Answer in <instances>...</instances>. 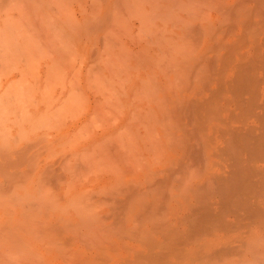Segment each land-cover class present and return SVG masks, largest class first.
Instances as JSON below:
<instances>
[{"label":"bare ground","instance_id":"obj_1","mask_svg":"<svg viewBox=\"0 0 264 264\" xmlns=\"http://www.w3.org/2000/svg\"><path fill=\"white\" fill-rule=\"evenodd\" d=\"M37 2H45L50 17L49 13L40 15L45 9L38 8ZM16 7L30 15L31 25L33 13L47 18L55 38L50 36L52 30L38 29L39 35L50 31L51 38L47 37L53 41L47 38V46L54 41L67 45L66 51L50 52L52 57L49 50L45 51L48 56L43 53L51 57L52 64H59L58 69L51 64L52 70L46 61L45 80L51 71L54 76L60 70L61 75L63 67L74 64L75 57L69 56L73 47L82 60L77 58V65L89 64L83 72L89 78L88 87H96L97 81L98 88L105 79L113 85V78L118 79L108 91H102L101 84L99 89L88 88L84 82V91L91 89L94 96L99 90L102 93L89 104L85 102L87 91L83 97L75 89L79 88L75 87L76 66L72 71L75 88L66 87L70 93L68 97L65 91L58 101L62 107L53 104L57 110L51 106L52 113H47L55 115L53 112L64 108L59 117L52 116L58 120L54 121L57 127L65 122L67 112H78L79 106L73 111L72 105L83 100L85 114L92 119L84 122L97 129H83L82 121L70 139L69 131L77 125L68 121V131L62 130V124V131H50L52 137L49 132L44 134L47 139L42 134L44 140L38 136L36 142L34 138L23 142L11 134L12 143L7 145L10 139L5 146V128L0 131L6 138L0 135L4 140L0 143L4 146L0 148V264H264V0H0L3 25L5 19H10L9 25L19 22L12 18ZM3 28L2 37L8 31ZM63 55L71 58L68 61ZM92 58L94 61L87 62ZM55 79L57 84L52 79L45 85L51 83L52 91L53 86L60 84L61 88L65 78ZM15 92L2 95L0 91L1 99L5 101L6 93ZM25 92L23 98L16 93L18 100L30 96V101L37 95ZM27 93L30 95L24 97ZM41 93L44 99L47 88ZM8 97L7 102L15 99ZM42 97L38 96L39 104ZM50 97L44 100L51 105ZM82 97L85 99L80 100ZM62 99L69 100L67 106L61 104ZM20 101L10 103V110ZM34 101L29 102H33L32 108L39 105ZM5 102L0 104L3 112ZM21 103L13 106L16 113L4 114L23 119L17 115L21 107L23 113L31 110ZM101 110H107V116ZM40 116L36 117L39 121L44 119ZM94 116L102 121L97 123L99 128L92 122ZM52 118L42 124L52 123ZM5 122L0 126L5 127ZM50 123L48 129L53 130ZM21 125L17 134L23 133ZM35 127L30 133L46 128ZM75 135L82 137H78L80 141ZM11 184L23 196H31V201L24 202L20 195L19 203H11L14 191L10 190L15 188Z\"/></svg>","mask_w":264,"mask_h":264},{"label":"rangeland","instance_id":"obj_2","mask_svg":"<svg viewBox=\"0 0 264 264\" xmlns=\"http://www.w3.org/2000/svg\"><path fill=\"white\" fill-rule=\"evenodd\" d=\"M37 3H38V2H37ZM43 3H45V2H40V3H38L39 6H38L37 4H35V5H37L38 8L40 7V5H42V6L40 7V9L42 8L43 10L45 9V11H46V13H45V11H44V14L41 13L40 15H44V16H45V14H46L45 17H47V13H49L48 15H49V17H50V15H51V11H48V12H47V5H45V4H43ZM37 6H36V8H37ZM45 6H46V7H45ZM13 11H14V12H13V15H15V14H16V15H15L14 17H12V18L16 19V20L19 21V22H15V23L13 22V23H12L13 25H11V24L9 25V21H10V19H8V21H7L8 24H6V25H8L9 27L5 25V23H7V22H5L6 19L4 20V25H3V23H2V22H3L2 20H3V18H5V16H4V15H1V16H0V19H1L0 21H2V22H0V23H1L0 26L3 25V26L0 28V30L4 29L3 27L5 26V28L7 27L6 30H8L9 33H10V32L12 33V34L10 33V34L12 35V36H10V35H8V31H6V32H7V35H8V37H7L8 39L4 37V36H7V35H5V33H4L5 31H3V37H4V39H3V37L1 36L2 34H0V36H1L0 38H2V39L4 40V41H3V40L1 39V40H2V43H1V40H0V44H4V42H5V45H6V43H8V44H7L8 46L0 45V52H2V55H1V53H0V55H1L0 63H2V65L0 64V91L2 92V93H1L2 95H3L5 92H9V91H10V92H12V91L15 92L14 90H16V91H18V92H15V94H13V93H9V94L6 93V95H5V97L7 96V97L5 98V101H6V102L2 100V99H4V98L1 99V97H4V96H2V95L0 94V95H1V96H0V99L2 100V101H0V104H1V103L4 104L3 102H5V104H6V106H7V107H6L7 110L5 109L6 112H3V109H2L3 107H1V105H0V112H1V113H0V117L2 116V118L0 119V121L4 119L3 122H5V121L8 122V124H7L6 122L4 123V124H6L5 127L3 126V124H2L3 127L0 126V131L3 130V129L5 128V130L3 131V133H6L5 137L8 138V139H6V138L4 137V135L2 136L3 133L0 134V135L2 136V137L0 136L1 138H3V139L5 138V139H6L5 141L2 140V141H4V143H3V142L1 141V139H0V143L2 142L3 145H4L6 142H8V141L11 139V140H10L11 142L9 141L10 143H8L7 145L11 144V143H12V137H13L14 135H15L14 137H17V138L19 137V138H21V140H22L23 142L26 141V140H25L26 138H27V139L29 138L28 140H33L32 138H34V141H35V140H36L35 138H37L38 136H40V135H42V134H43L44 137H46L45 139H47V138H49V137H52V135H54V134H51L50 131H51L52 133H55V132H56V133H57V132L59 133V131H62V130L65 131V130H67V129H66V128H67V127H66V126H67V123H66V122H68V121H69V122H68L69 124H71V123H70L71 121H72V122L74 121V123L76 122L75 124L77 125V127L74 128V131L72 130L73 128H71L70 126H68V127L71 128V129H70V131H69L70 133L68 132L69 134H68V133H67V134H68V136L70 137V139H72V136L74 135V133L78 132V131H77L78 129L80 130L79 127L82 126L80 123H83L84 121H85V122L88 121V122H86V123H89V119L92 120L91 117L89 118V115H90V114H89V115H88V114H85V113H86V105H87V103H89V104L92 103V104H93V99H94V97L98 98V97L100 96V94L102 95V93H101L100 90H99V91L96 90V91L99 92V94H97V92L95 93V94H97L98 96H97V95L94 96V94H91V93H92V91H90L91 89L88 90V88H90L91 86L88 87V85H89L90 83H89V82H88L89 84L87 83V81H88L87 79H89V78H87L88 76L85 77V76H84V73H86V71L88 70V68H89V64H88V67H86V66H87V65H86L87 63L84 64L83 62L81 63L80 66L77 65L78 61L81 60V58H80L81 56L77 55V53L75 54L76 51H75V49H74L73 46H72L73 48L71 47L72 49H70V48L68 47V48L70 49V51H71V53L69 52L70 54H69V53H68V54H69V56H70V55L72 56V59H73V57H75V58H74L75 61L72 60V61L74 62V64H73V63H71V64L68 63L69 66H68V64H65V62H64V64H65L66 66H68L67 68H69V67H70V68L67 69V68L65 67V69H63V68H64V67H63V68L61 69V70L64 72V73H63V72L61 71V75H63L62 77L65 78L64 81L62 80V82H64L63 85H65V86L62 85V87H64V88L61 87V88H62V90H61V88H60V84H59V83H58L59 86H58V85H57V86H53V87H55L54 91H52L53 88H52V89L50 88L51 83H50V85H48L49 87H46V86H47V83H46V82H48L47 80H50V81L52 82V79H53V81L56 82L57 80H56L55 78H57V77H60L61 79H63V78L61 77V75L58 74V72H59L60 70H59L58 72L56 71L57 73H56L54 76L52 75V74H54V73H52V71H51V74H49V75L47 76V80H45V77H46V76H44L45 74L43 75L42 73H44V71H45V70H44V69L46 68L45 65H47V64H46V61H50V65L53 63V62L51 63V60H50V58L52 57V54H51L52 52H53V53H54L55 51L57 52V49H58V48H60V49H62V50H64V51H66L67 48L65 49V46H67V45L65 44V42H66L67 40H66V41L63 40V41H65V42H64L65 45L61 44L62 42H60L61 46H64V48H62V47L58 44L57 41H54V43H53L54 46H53L52 43H51V46H47L46 43H48V42H47L48 39L51 38L52 36H53L52 38H55V37H54L53 29L50 27L51 25H50V24L47 25V20H46L47 18H46V19H43L44 16H42V17L39 16V17H41L42 19L40 18V19L38 20L39 17L36 16L35 13H33L32 16H33V19H34V24L31 25L32 19H30V17H29L30 15H29V14H28V15H29L28 17H27V15H26V13H24V15H23V11H22V9L19 8V7H16ZM16 11H18L19 13L16 12ZM14 13H15V14H14ZM19 15H20V16H19ZM16 16L20 17V20H21V19H22V20L24 19L25 22L22 21V20H21V22H20L19 18L16 17ZM24 17H25V18H24ZM45 17H44V18H45ZM12 18H11V19H12ZM28 19H29V22H28ZM30 20H31V22H30ZM40 21H42L43 23H42V22L40 23ZM45 21H46V25H47L49 28L45 25ZM48 21H49V20H48ZM22 22H23V23H22ZM10 23H11V22H10ZM18 23H22V24H21L22 27H21L20 25H18ZM32 23H33V22H32ZM14 24H15V25H14ZM16 24H17V25H16ZM26 24H27L28 27H26ZM35 24H36V25H35ZM41 24H42V25H41ZM30 25H31L32 27H33V25H34V28H32ZM44 25H45L46 27H44ZM35 26H37V27H35ZM8 28H9L10 30H9ZM11 28H12V29H11ZM13 28L16 29V31H15ZM18 28H21V29H20L21 33H20V31L18 30ZM31 28L34 29L35 31L37 30V31H36L37 33H36L34 30H32ZM35 28H36V29H35ZM39 28H40V29H41V28H42V29H43V28H45V29L47 28V30H52L51 33H50V31H48V32L51 34V35H50L51 37L48 36L49 34H48L47 31H46V32H47L48 35H47L46 33H44V31H42V34L39 35V34H40V33L38 32V31L40 30ZM22 29H23V30L25 29V30L22 31ZM38 29H39V30H38ZM43 30H44V29H43ZM12 31H13V32H12ZM32 31H33V32H32ZM14 32H16V34H15ZM17 32L20 33V34H17ZM26 32H27V33H26ZM52 32H53V33H52ZM1 33H2V31H1ZM23 33H24V34H23ZM34 33H35V34H34ZM22 34H23V35H22ZM31 34H32L33 36H32ZM52 34H53V35H52ZM19 35H21L22 37L19 36ZM28 35H29V36H28ZM34 35H35V38H34ZM43 35H46V36H44V37H46V38H44ZM14 36H15V37H14ZM16 36H17V37H16ZM23 36H24V38H23ZM25 36H26V38H27L28 41L25 40ZM41 36H42V37H41ZM47 36H48L49 38H48ZM13 37H14V38H13ZM20 37H21V38H20ZM22 38H23L24 40H23ZM43 38H44L45 40H44ZM47 38H48V39H47ZM21 39L24 41V43L26 42V44H23V41H22V43L20 44ZM41 39H42L43 41H42ZM46 39H47V40H46ZM5 40H6V41H5ZM10 40H11V41H10ZM31 40H32V42L35 43V45H32V44H34V43H32V42L30 43ZM35 40H36L37 42H36ZM40 40H41V41H40ZM38 41H39V42H38ZM49 41H50V39H49ZM51 41H53V39H51ZM51 41H50V42H51ZM10 42H11V44H12V43H14V44L11 45ZM16 42H17V43H16ZM67 42H68V41H67ZM67 42H66V43H67ZM15 43H16V44H15ZM18 43H19V44H18ZM37 43H38V44H37ZM56 43L58 44V46H57ZM44 44H45V45H44ZM55 44H56V45H55ZM67 44H70V43H67ZM71 44L73 45L72 41H71ZM71 44H70V45H71ZM20 45H22V46L24 45V47H26V46L28 45V46L26 47L28 50H26V48H24V47H21ZM29 45H31V46L29 47ZM40 45H42V46L44 45V47H46V49H43L44 47H42V46H41V47H42V48H41ZM50 47H51V48H50ZM54 47H56V48L54 49ZM3 48H4L5 50H4ZM9 48H10V49H9ZM36 48H37V49H36ZM38 48H39V49H38ZM47 48H50L51 51H50V49H47ZM2 49H3V50H2ZM21 49H22V50H21ZM24 49H25V50H24ZM69 49H68V50H69ZM73 49H74V50H73ZM10 50H11V51H10ZM23 50H24V51H23ZM38 50H39V51H38ZM47 50H49V53L51 52V53H50V54H51V57L46 58V57L48 56L47 53H46ZM52 50H53V51H52ZM3 51H4V52H3ZM25 51H26V52H25ZM45 51H46V52H45ZM41 52H42V53H41ZM44 52H45L46 54H45ZM56 52H55V53H56ZM62 52H63V51H62ZM4 53H5V56H4ZM35 53H36V54H35ZM43 53H44L45 55H47V56L44 57L45 55H44ZM55 53H54L53 55H55ZM64 53H65V52H64ZM50 54H49V55H50ZM65 54H66V53H65ZM26 55H28V56H26ZM66 55H67V54H66ZM66 55H63V56L67 57ZM22 56H23V57H22ZM38 56H39V57H38ZM21 57H22V58H21ZM25 57H26V58H25ZM32 57H33V58H32ZM70 58H71V57H70ZM70 58L67 57L68 61H69ZM77 58H78V59L80 58V59L77 61ZM41 59H42V60H41ZM92 59H93V58H92ZM92 59H89L87 62H89V61H90V62H91V61H94L95 58H94L93 60H92ZM97 59H98V58H97ZM20 60H21V61H20ZM22 60H24V61H22ZM30 60H31V61H30ZM37 60H38V61H37ZM64 60H65V59H63V61H64ZM2 61H3V62H2ZM16 61L19 62V63H16ZM61 61H62V60H61ZM63 61H62V62H63ZM68 61H67V62H68ZM81 61H82V60H81ZM81 61H80V62H81ZM95 61H96V60H95ZM58 62H59V61H58ZM62 62H60V63L62 64ZM80 62H79V64H80ZM98 62H100V60H98L97 63H98ZM4 63H5V64H4ZM15 63H16V64H15ZM54 63H55V62H54ZM56 63H57V62H56ZM100 63H101V62H100ZM7 64H8V65H7ZM44 64H45V65H44ZM83 64H84V65H83ZM92 64H93V63H92ZM92 64H91V65H92ZM4 65H5V66H4ZM23 65H24V66H23ZM52 65L56 66L55 69H58V68H59V67H57V65L59 66V64H56V65H55V64H52ZM52 65H51V68H52ZM65 65H62V66H65ZM72 65H73V66H72ZM85 65H86V66H85ZM91 65H90V66H91ZM94 65H95V63H94ZM94 65H92V66H94ZM22 66H23V67H22ZM42 66H44V67H42ZM71 66H72V67H71ZM76 66H79V68L76 67ZM74 67H75V68H74ZM81 67H83V69H82ZM85 67H86V68H85ZM24 68H25V70H24ZM42 68H43V71H42ZM60 68H61V66H60ZM76 68H78V69L75 70ZM90 68H91V67H90ZM15 69H16V70H15ZM28 69H29V70H28ZM33 69H34V70H33ZM37 69H38V70H37ZM49 69H50V68H49ZM70 69H71V72L69 71ZM92 69H93V67H92ZM23 70H24V73L26 72L25 74H26L27 81H26V78L23 79V77L25 76L24 73L22 74ZM52 70H53V68H52ZM73 70L77 71V73H76L75 71H73ZM80 70H81L82 72H81ZM85 70H86V71H85ZM90 70H91V69H90ZM90 70H89V71H90ZM27 71H28V72H27ZM33 71H34V72H33ZM35 71H36V72H35ZM49 71H50V70H49ZM54 71H55V70H54ZM54 71H53V72H54ZM68 71H69L70 73H69ZM72 71L75 72V75L77 74V77H78V76L80 77V78L78 77V81H76L77 79H74V80H73V81H76V83L78 82V85H77V86H75V84H76L75 82H74L75 84L72 83V77L75 76V75L73 74ZM46 72H47V71H46ZM46 72H45V73H46ZM78 72H79V74H78ZM83 72H84V73H83ZM94 72H96V70H95ZM5 73H7V74H5ZM37 73H38L39 75H38ZM68 73H69V75H68ZM71 73H72L73 75H72ZM87 73H88V72H87ZM91 73H92V72H91ZM91 73L89 72V74H91ZM96 73H98V72H96ZM1 74H2L4 77H3ZM4 74H5V75H4ZM27 74H29V77H27ZM30 74H31V75H30ZM64 74H65L66 77L64 76ZM82 74H83V75H82ZM99 74H101V73L99 72L96 76H98ZM23 75H24V76H23ZM37 75H38V76H37ZM40 75H42V76L39 77ZM81 75H82V76H81ZM85 75H86V74H85ZM87 75H88V74H87ZM117 75H118V74H117ZM89 76H90V75H89ZM93 76H94V75L91 74V77H92L93 79L90 77V80L92 79L91 81L93 82V80H94V82H95V81H96V80H95L96 77L94 78ZM32 77H33V79H32ZM38 77L40 78V80H38V79H39ZM67 77H71V79H69V78H67ZM75 77H76V76H75ZM83 77H84L85 79H83ZM98 77H99V76H98ZM101 77H102V75H101ZM113 77H114V76H113ZM117 77H118V76H117ZM117 77L115 76L116 79H118ZM28 78H29V79H28ZM81 78L83 79V82H82V79H81ZM99 78H100V77H99ZM115 78H113V79L115 80L114 83H113V80H112L113 85H109L108 83H105V82H107L106 79H105V78H102L101 80H104V79H105V81H103L104 84H102V82H99V83L102 85V87H100V84H99V86H98V88H97V84H98V82L96 81V83H97V84H96V87H94L95 84H94V86H93V85H92L93 83H91V85L93 86V87H91V88H93V89H94V88L99 89V87H100V89H101V88L104 89L105 87H108V89H107V88H106V90H103V89H102V91H108V90H111L112 87H113L114 85L117 84ZM36 79H37V80H36ZM41 79H42L43 81H45V82H44V83H45L44 85H40V84H39V83L43 84V81H42ZM58 79H59V78H58ZM67 79L71 80V83H70V84H71V87H70V84L68 85V82L66 81ZM97 79H98V78H97ZM79 80H81V81L79 82ZM84 80H85V81H84ZM86 80H87V81H86ZM90 80H89V81H90ZM101 80L98 79V81H101ZM14 81H15V83H14ZM21 81H22V82H21ZM37 81H42V82H37ZM50 81H49V82H50ZM91 81H90V82H91ZM35 82H37V84H36ZM49 82H48V83H49ZM58 82H59V80H58ZM69 82H70V81H69ZM84 82H86V83H84ZM60 83H61V81H60ZM81 83H82V84H81ZM83 83H84L85 85L88 84V85L86 86V87H88V88H87V90H85V91H87L85 94H88V95L90 94V95H89L90 97H89L88 95L86 96V100H85V102L88 101L87 103H84L83 100H82V99H85V98H83V97H84L83 95H84V92H85V91H84V88H83V87H84V84H83ZM112 83H111V84H112ZM27 84H28V85H27ZM53 84H57V82H56V83H53ZM61 84H62V83H61ZM72 84H74L75 87H78V86H79V88H75L74 86H72ZM107 84H108L109 86H108ZM18 85L21 86V87H19ZM22 85H23V87H22ZM45 85H46V86H45ZM81 85H82V88H83V89L81 88ZM12 86H13V87H12ZM39 86L41 87V89H39ZM43 86L47 88V94H48V95L51 94V91L53 92V94H51V95H52L51 97H50V96H47V94L45 93V94H46V97L44 98L45 100H49V98L46 99L47 97H50V99L52 98V99H53V101H52L53 103H51V105L48 104L49 102H47V101L45 102V100L43 99V97L40 96L41 94H42L43 96H45L43 93H41V90H43V89H44V92L46 91V88H43ZM111 86H112V87H111ZM6 87H7V88H6ZM14 87H15L16 89H15ZM66 87L69 88V90H70L72 87H74V88L76 89V91H78V90L80 89L78 92H79L80 95L82 94V96H83L82 98H80V100H82L83 104H82V102H81L80 100H79V102H81V103L74 104V103H75V102H74V103H73L74 105H72V106H73V108H75V110H73V111H76V108L79 106V108H77L78 112L76 111V113L78 114V113H79V110H83V109H84L83 111H85V112L83 113V111H80V114H78L79 116H78L75 112H72L73 114H70V113L67 112V113H66V117H67V116H68V117L65 119V122L62 123L63 125H64V124H65V125L63 126L62 124H60L59 126L56 127V125H54V121H56L57 119L52 118V116H53L54 114L50 115V114H47V113H52L51 110L54 109V108H56V106L54 107V105H58V104H59V102H60L59 100H60L61 98H63V95H64V94L67 95V92H69V90H68ZM86 87H85V89H86ZM17 88H18V89H17ZM74 88H73V89H74ZM27 89H28V90H27ZM38 89H39V90H38ZM50 89H51V90H50ZM75 89H74V90H75ZM77 89H78V90H77ZM93 89H92V90H93ZM5 90H6V91H5ZM21 90H23V91H21ZM30 90H32V91L35 90V91H33V92L31 93ZM55 90H57V92H56ZM58 90L61 91V95L58 94V93H59ZM3 91H5V92H3ZM24 91H26V92L29 91L31 94H33V97H34L35 94H37V95L39 94V95H38V96H39V99H40L41 97H42V99H43V102L41 103L42 105L39 104L41 99L39 100L37 95H35L34 98L31 97L30 101H29L30 96H29V98H28V97L24 98V99H23L24 101H23L22 99H21V101L18 100L19 96H20L21 98H23L21 95H22V92L24 93ZM62 91H63V92H62ZM65 91H66V93H64ZM70 91H72V89H71ZM76 91H73V92H76ZM80 91H82L83 93H80ZM88 91H89L90 93H88ZM94 91H95V90H94ZM94 91H93V92H94ZM26 92H25V93H26ZM78 92H76V93H78ZM16 93H17V94L19 93L20 95L18 94L19 96H17ZM40 93H41V94H40ZM56 93H57V95H56ZM63 93H64V94H63ZM69 93H70V92H69ZM107 93H108V92H107ZM107 93L105 92L104 94H107ZM10 94L13 95V97H14V96H17V98L14 97V98L16 99V103H17V101H20V102H18L17 105H16V104H12L13 106H14V105H15V106H19V104H20L21 102H24V103H21V104H23V105L25 104V105H24V106H25L24 108H26V106H27L26 104H28V106H27L28 108H26V109H27V111L31 110V111L28 112V114L26 113V111L23 113V108L21 107V105H20V107H21L22 110L20 109V107H16V109L18 108V112H19L20 110L22 111V112L20 111L17 115H22V116H23V117H22L23 119L20 118L21 116L19 117L20 119H18V116H16V114H14L15 116H13V114L5 115V114H9V113H10L9 111H14L13 113H16V112H15L16 110L13 109V108H15V107L12 106V109H13V110H12V109L10 110V105H11L10 103H13V102L15 101V99L12 98L13 100H11V98H10V100L13 101V102H7V100L9 99L8 96L11 97ZM54 94L57 96V98L54 96ZM62 94H63V95H62ZM28 95H30V94H29V93H27V95L23 94L24 97H25V96H28ZM71 95H72V94H71ZM75 95H76V94H75ZM80 95H79V96H80ZM31 96H32V95H31ZM36 96H37V97H36ZM61 96H62V97H61ZM67 96L69 97V95H67ZM73 96H74V95H73ZM106 96H107V95H106ZM75 97H77V96H75ZM87 97H89V99H88ZM92 97H93V99H92ZM55 98H56V99H55ZM78 98H79V97H78ZM78 98H75V99H78ZM19 99H20V98H19ZM25 99H27L28 102H26L27 100L25 101ZM34 99H35V101H36V104L38 103V104L41 105V106L36 105V107L32 108L33 106H31V105H33V102H32V104H30L29 102H31V101L34 100ZM37 99H38V100H37ZM54 99H55V102H54ZM66 99H67V98H65V101H66ZM68 99H71V98H68ZM87 99H88V100H87ZM8 101H9V100H8ZM35 101H34V103H35ZM37 101H38V102H37ZM58 101H59V102H58ZM65 101L62 99L61 104L63 105V102H65ZM75 101H76V100H75ZM50 102H51V101H50ZM56 102H57V103H56ZM68 102H69V100H68L67 102H65V105H66V103H68ZM76 102H77V101H76ZM14 103H15V102H14ZM55 103H56V104H55ZM70 103H71V102H70ZM43 104H44V105L46 104L48 108L46 107V105L43 106ZM53 104H54V105H53ZM84 104H85V105H84ZM8 105H9V106H8ZM23 105H22V106H23ZM65 105H64V106H65ZM68 105H69V104H68ZM70 105H71V104H70ZM80 105H82V106H80ZM83 105H84V106H83ZM3 106H5V105H3ZM29 106H31V108L34 109L35 111L32 110ZM34 106H35V104H34ZM49 106H50V107H49ZM51 106H53L54 108H52ZM58 106H61V105L59 104ZM58 106H57V107H58ZM66 106H67V105H66ZM8 107H9V108H8ZM37 107H39V109H38ZM41 107H42V109H41ZM43 107H44V111H45V108H46L45 113L49 116V118H47V119H48V120H50V118H52V120L55 119V120L52 121V123H50L49 121H47L48 123H46V125H45V122H46V121H45L44 124H42V123H43V120H47L46 117L43 116V114H44V113H43V112H44V111H43ZM61 107H62V106H61ZM80 107H81V108L83 107V108L80 109ZM51 108H52V109H51ZM69 108H70V107H69ZM69 108H68V109H69ZM73 108H72V109H73ZM19 109H20V110H19ZM26 109H24V110H26ZM28 109H29V110H28ZM48 109H49V110H48ZM59 109H60V108H59ZM59 109H58V112L60 111V114H61L62 112H65V110H63L64 108H63L62 110H59ZM65 109H66V108H65ZM68 109H67V110H68ZM72 109H69V110H72ZM106 109H107V108H106ZM5 110H4V111H5ZM47 110H48V111H47ZM54 110L56 111L57 108L54 109ZM67 110H66V111H67ZM104 110H105V109H104ZM37 111H41V112L39 113V112H37ZM33 112H36V113H34V114H37V115L35 116V115L33 114ZM58 112H53V113H56L57 116H58ZM69 112H70V111H69ZM105 112L108 113L107 110L104 111V112L101 110V114L103 113V114H106V116H107V113H105ZM4 113H5V114H4ZM11 113H12V112H11ZM20 113H21V114H20ZM30 113H31L32 115H31ZM38 113H39V114H38ZM74 113L76 114L77 117L74 115ZM26 114H27V115H26ZM46 114H45V115H46ZM56 114H55L54 116H56ZM82 114H83V115H82ZM28 115H29L30 118L28 117ZM38 115H39V116L41 115L40 117L43 116L42 118H44V119H40V121H42V122H40L39 119H37V118H39ZM69 115H71V116L73 115V118H71ZM81 115H82L84 118H83ZM87 115H88V117H87ZM24 116H25V117H24ZM50 116H51V117H50ZM61 116H62V117H60V118H63V119H64V115H61ZM74 116H75L76 118H75ZM90 116H91V115H90ZM102 116H103V115H102ZM32 117H35V118L33 119ZM36 117H37V118H36ZM58 117H59V116H58ZM58 117H57V118H58ZM94 117H95V116H94ZM12 118H13V119H12ZM28 118H29V119H28ZM31 118H32V119H31ZM70 118H71V119H70ZM78 118H80V119H78ZM82 118H83L84 120H82ZM86 118H87V119H86ZM58 119H59V118H58ZM76 119H77L78 121H77ZM85 119H86V120H85ZM8 120H9V121H8ZM27 120H28V122H29V120H31V122H32V123H35V124L37 125V127H35V126H36L35 124L32 125V124H30V122L28 123ZM33 120H34L35 122H33ZM36 120L39 121V122L41 123V126H45V127L48 126L49 123H50V127H51V126H52V128L54 127V129H55L56 131H55L54 129L52 130L51 128H50L51 130L48 129L49 126L46 127L47 129H46V128H43V127L40 128L41 126H39L40 124H38V122L36 123ZM75 120H76V121H75ZM79 120H80V121H79ZM12 121H16V122L13 123ZM57 121H58V120H57ZM57 121H56V123H57ZM59 121H60V119H59ZM62 121H63V120H62ZM82 121H83V122H82ZM94 121L96 122V126H97V123H98L99 125L102 123L101 119H99L98 117H95V118L93 119L92 122H94ZM3 122L1 121L0 123H3ZM85 122H84V124H83V129H86V130H90V131H91V129H95V128H96V127H93L95 124H92V127H91V128H88V127H87L88 124L86 125ZM95 122H94V123H95ZM9 124H10L11 126L13 125L14 127H13V126H12V127L10 126L11 129L6 128V127H9V126H8ZM18 124H19V125H18ZM21 124H22L25 128H24ZM24 124H25V125H24ZM26 124H27V126H26ZM0 125H1V124H0ZM15 125H18V126H15ZM20 125H21V128L23 127V128H22V132H23L24 134H23V133L20 134V132H19V134H17V131L21 130V129H19V128H20V127H19ZM34 125H35V126H34ZM61 125L63 126L62 130H60V129H61ZM79 125H80V126H79ZM84 125H85V127H84ZM89 125H91V124H89ZM99 125H98V126H99ZM32 126L35 127V129H36V128H40V129H39V130L36 129V131H33L32 133H30L31 130H32ZM98 126H97V127H98ZM1 127H2V128H1ZM15 127H16V128H15ZM65 127H66V128H65ZM99 127H100V126H99ZM99 127H98V128H99ZM30 128H31V129H30ZM77 128H78V129H77ZM6 129H9V130L6 131ZM13 129H14V130H13ZM16 129H17V131H16ZM27 129H28V131H27ZM43 129H44V130H43ZM96 129H97V128H96ZM23 130H24V131H23ZM25 130H26V131H25ZM29 130H30V131H29ZM33 130H34V129H33ZM40 130H41V131H40ZM42 130H43V133H41ZM47 130H48V131H47ZM57 130H59V131H57ZM75 130H76V131H75ZM44 131H45V132H44ZM67 131H68V130H67ZM71 131H73V134H71V133H72ZM11 132H12V133H11ZM36 132H37V133L39 132V133H41V134H39V133L37 134ZM48 132H49L50 134H49ZM80 132H81V131H80ZM83 132H84V130H83ZM83 132H82V133H83ZM87 132H88V131H87ZM29 133H30V134H29ZM33 133H34V134H33ZM46 133H47V135L49 134V137H47V135H44V134H46ZM82 133H81V134H82ZM7 134H8V135H7ZM11 134H12L13 136H12ZM84 134H86V132H84ZM21 135H22V136H21ZM76 135H79V134L77 133ZM76 135H75L74 137H76L77 140H79L78 137L80 138L81 136H76ZM82 135H83V134H82ZM8 136H9V137H8ZM23 136H24V137H23ZM29 136H30V137H29ZM31 136H32V137H31ZM34 136H35V137H34ZM43 136H42V137L40 136V137L43 139V138H44ZM83 136H84V135H83ZM76 138H75V140H76ZM81 138H82V137H81ZM38 139H39V137L37 138V140H38ZM42 139H40V140H42ZM43 140H44V139H43ZM38 141H39V140H38ZM79 141H80V140H79ZM79 141H77V142H79ZM28 142H29V141H28ZM30 142H33V141H30ZM35 142H36V141H35ZM35 142H34V143H35ZM75 142H76V141H75ZM35 144H36V143H35ZM75 144H76V143H75ZM0 146H1L0 148H2V147H4L5 145L2 146V144H1ZM35 146H36V145H35ZM37 147H38V145H37ZM31 150H36V149H35V147H33V148H31ZM19 182H20V181H19ZM19 182H18V184H20ZM16 184H17V183H15V186L17 187L18 184H17V185H16ZM12 185H13V184H11L10 187H11ZM13 186H14V185H13ZM15 186H14V187H15ZM10 187H9V188H6V190H8V192H9V190H10ZM16 187H15V188H16ZM42 187H43V188H41V189L44 190V187H46V186H45V185H44V186L42 185ZM11 188H12L13 190H10V191H14V193H15V191H16V193H17V192L20 190L19 188H16V189L13 188V187H11ZM17 190H18V191H17ZM46 191H47V190H46ZM5 192H7V191H5ZM5 192H3V193H5ZM19 192H21V191H19ZM19 192H18L19 195H16V194H14L13 192H12L13 194L11 193V194H12V195H11V200H10V201H12L11 203H14V201H15V203H19L21 200L18 202L17 199L19 200V199H21V198L23 199L24 202H27L25 199H28V200L31 199V196H23V195H22L21 193H19ZM40 192H41V190H40ZM3 193H2V196L4 195ZM41 193H42V196H43L44 193H43V192H41ZM41 193H39L37 196H39ZM5 194H6V193H5ZM7 194H8V193H7ZM9 195H10V194H9ZM9 195H8V196H9ZM13 195L16 196V197L18 196V197H17V198L14 197L15 199L13 200V199H12V198H13V197H12ZM20 195H22V196H20ZM2 196H1V198H2L3 201H4V198H3V197H4L5 195H4L3 197H2ZM8 196L6 195V197H8ZM19 196H20L21 198H19ZM42 196H39V197H42ZM6 197H5V199H8V198H6ZM25 197H27V198H25ZM28 197H30V198H28ZM32 197H33V196H32ZM9 198H10V196H9ZM33 199H34V198H33ZM33 199H32V200H33ZM8 200H9V199H8ZM8 200H7V201H8ZM34 200H35V199H34ZM10 201H9V202H10ZM30 201H31V200H29V202H30Z\"/></svg>","mask_w":264,"mask_h":264}]
</instances>
